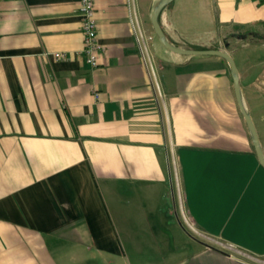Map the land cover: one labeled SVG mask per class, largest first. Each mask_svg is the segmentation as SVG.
Instances as JSON below:
<instances>
[{
  "label": "crops",
  "instance_id": "1",
  "mask_svg": "<svg viewBox=\"0 0 264 264\" xmlns=\"http://www.w3.org/2000/svg\"><path fill=\"white\" fill-rule=\"evenodd\" d=\"M94 1L93 68L81 0H0V264H264V167L228 62L161 44L160 0ZM160 24L230 52L264 150V40L225 42L264 35V0H174Z\"/></svg>",
  "mask_w": 264,
  "mask_h": 264
},
{
  "label": "water",
  "instance_id": "2",
  "mask_svg": "<svg viewBox=\"0 0 264 264\" xmlns=\"http://www.w3.org/2000/svg\"><path fill=\"white\" fill-rule=\"evenodd\" d=\"M174 0H160L155 7L153 8L151 12V22L154 28V31L161 42L168 50L178 53L181 55L185 56H218L223 59H225L231 69V74L233 77V83H234V90H235V95L237 98V102L239 104L241 113L243 117L245 118V121L247 123V126L249 128L252 140H253V145L257 154V157L259 159L260 164L264 167V150L261 144V140L259 137V133L257 130V127L253 121V118L251 114L249 113L244 98L241 90V84H240V73L239 69L237 67V64L233 58V56L228 52L227 50L224 49H215V48H207V49H195V48H181L179 46H176L172 44L168 39L167 36L160 24V16L162 12L165 10V8L172 3ZM242 39L246 40H253L254 38L251 37L249 39L244 36Z\"/></svg>",
  "mask_w": 264,
  "mask_h": 264
},
{
  "label": "built area",
  "instance_id": "3",
  "mask_svg": "<svg viewBox=\"0 0 264 264\" xmlns=\"http://www.w3.org/2000/svg\"><path fill=\"white\" fill-rule=\"evenodd\" d=\"M80 11L82 15V29L84 34V47L82 50L86 62L91 67H97L99 56L103 51V46L99 41L98 27L95 20V1L81 0ZM56 58H64V53L54 54Z\"/></svg>",
  "mask_w": 264,
  "mask_h": 264
},
{
  "label": "trees",
  "instance_id": "4",
  "mask_svg": "<svg viewBox=\"0 0 264 264\" xmlns=\"http://www.w3.org/2000/svg\"><path fill=\"white\" fill-rule=\"evenodd\" d=\"M246 36L247 39L253 37V40H257V39H262L264 40V35L259 34L258 32L254 31V30H242V29H235L234 32H232L230 34V36H228L225 40L227 47H232V44L230 42L231 39H239V40H243L242 38ZM250 40V41H253Z\"/></svg>",
  "mask_w": 264,
  "mask_h": 264
},
{
  "label": "rangeland",
  "instance_id": "5",
  "mask_svg": "<svg viewBox=\"0 0 264 264\" xmlns=\"http://www.w3.org/2000/svg\"><path fill=\"white\" fill-rule=\"evenodd\" d=\"M230 42L233 43V44H234V43H237V44H238V43H239V44L241 43L240 45H243L244 42H247V40H246V39H243V40H239V39L234 40V39H231ZM221 46H223V45L221 44ZM240 48L242 49V48H244V46H240ZM259 137H260V136H259Z\"/></svg>",
  "mask_w": 264,
  "mask_h": 264
}]
</instances>
